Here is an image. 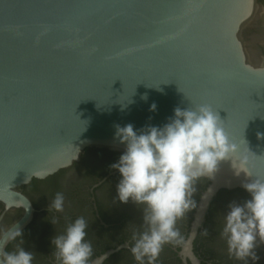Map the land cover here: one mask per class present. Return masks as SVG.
<instances>
[{
	"label": "water",
	"instance_id": "water-1",
	"mask_svg": "<svg viewBox=\"0 0 264 264\" xmlns=\"http://www.w3.org/2000/svg\"><path fill=\"white\" fill-rule=\"evenodd\" d=\"M200 104L261 156L248 154L264 174V0H0V221L20 210L13 224L31 223L21 188L43 180L35 173L67 169L90 148L122 153L117 126H162L174 108ZM202 179L214 195L200 227L219 191L253 177L227 159Z\"/></svg>",
	"mask_w": 264,
	"mask_h": 264
},
{
	"label": "clouds",
	"instance_id": "clouds-1",
	"mask_svg": "<svg viewBox=\"0 0 264 264\" xmlns=\"http://www.w3.org/2000/svg\"><path fill=\"white\" fill-rule=\"evenodd\" d=\"M155 110L153 102L149 111ZM116 136L124 144V150L110 165L119 174L115 200L132 203L141 213L138 224L126 225L122 245L135 264H159L166 246L178 250L181 264H200L194 242L198 235H209L207 229L199 232L197 229L214 189L208 187L202 192L198 204L193 198L196 185L202 178L211 179L219 162L227 159H231L235 175L243 172L253 179L241 185L249 199L242 204H229L221 218L219 238L229 259L239 264L259 259L255 249L264 244V174L254 170L248 148L242 150L229 137L216 110L208 104L176 107L162 126H147L141 131L134 130L131 124L117 126ZM256 136L259 139L264 134L257 132ZM34 176L45 178L42 173ZM30 179L27 177L25 182ZM64 207V194L57 192L49 211L62 213ZM193 209H198L197 215L191 228L185 231L182 222ZM51 222L57 224V217L53 216ZM88 227V221L78 216L52 238L54 264H106L109 253L96 254L88 239ZM19 237L18 226L0 225V264H33L34 253L24 250L23 241L17 242ZM120 247L117 246V251Z\"/></svg>",
	"mask_w": 264,
	"mask_h": 264
},
{
	"label": "flooded vegetation",
	"instance_id": "flooded-vegetation-1",
	"mask_svg": "<svg viewBox=\"0 0 264 264\" xmlns=\"http://www.w3.org/2000/svg\"><path fill=\"white\" fill-rule=\"evenodd\" d=\"M120 154L104 149H86L79 162L43 180H32L21 188L30 198L36 212L31 223L21 231V237L17 242L22 240L21 246L24 250L34 253L33 264H54L51 255L54 247L51 240L63 230L67 222L78 216H83L89 223L88 239L92 241L96 254L124 244L127 235L124 231L126 225L130 222L138 224L141 213L132 203L122 204L115 200V186L119 174L118 172L112 174L116 170L110 165L117 161ZM204 183V179L197 182V192L193 197L197 202L204 191L201 190ZM57 192H62L65 197L62 213L49 211L51 199ZM235 197L245 201L249 199V194L244 189L221 190L212 199L205 221L197 230L199 232L207 229L209 235L207 237L198 235L194 242V251L200 264H239L229 259L224 243L219 238L221 218L228 211V201ZM194 211L195 209L187 213L186 221L182 222L183 230L191 228ZM1 212L0 205V214ZM13 213L16 216L4 225ZM20 214V210L7 212L0 225H12ZM53 216L57 217V224L51 222ZM255 251L259 259L255 262L249 259L247 264H264V244H260ZM106 264L135 262L125 249H120L108 257ZM159 264H181L178 250L166 246L161 253Z\"/></svg>",
	"mask_w": 264,
	"mask_h": 264
},
{
	"label": "trees",
	"instance_id": "trees-1",
	"mask_svg": "<svg viewBox=\"0 0 264 264\" xmlns=\"http://www.w3.org/2000/svg\"><path fill=\"white\" fill-rule=\"evenodd\" d=\"M204 181H205V183H204V185H203V187H202V189H201L202 191H203V190H205V188H206V187H207V185H208V181H207V180H205V179H204Z\"/></svg>",
	"mask_w": 264,
	"mask_h": 264
},
{
	"label": "snow or ice",
	"instance_id": "snow-or-ice-1",
	"mask_svg": "<svg viewBox=\"0 0 264 264\" xmlns=\"http://www.w3.org/2000/svg\"><path fill=\"white\" fill-rule=\"evenodd\" d=\"M249 15H250V13H249Z\"/></svg>",
	"mask_w": 264,
	"mask_h": 264
}]
</instances>
